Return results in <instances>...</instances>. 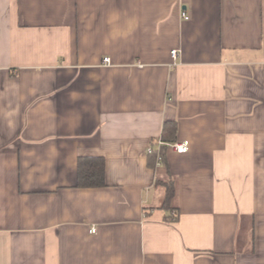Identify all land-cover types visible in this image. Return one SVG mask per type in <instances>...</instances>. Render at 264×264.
Wrapping results in <instances>:
<instances>
[{
    "label": "crops",
    "instance_id": "obj_1",
    "mask_svg": "<svg viewBox=\"0 0 264 264\" xmlns=\"http://www.w3.org/2000/svg\"><path fill=\"white\" fill-rule=\"evenodd\" d=\"M0 264H264V0H0Z\"/></svg>",
    "mask_w": 264,
    "mask_h": 264
},
{
    "label": "trees",
    "instance_id": "obj_2",
    "mask_svg": "<svg viewBox=\"0 0 264 264\" xmlns=\"http://www.w3.org/2000/svg\"><path fill=\"white\" fill-rule=\"evenodd\" d=\"M176 133V124L167 122L163 125V133L158 149L152 148L148 153V159L154 164H164L166 144L173 142ZM165 189L163 208H170V200L174 195V185L171 180L168 182L157 181ZM104 161L100 158H81L77 164V186L80 188L104 186Z\"/></svg>",
    "mask_w": 264,
    "mask_h": 264
},
{
    "label": "built area",
    "instance_id": "obj_3",
    "mask_svg": "<svg viewBox=\"0 0 264 264\" xmlns=\"http://www.w3.org/2000/svg\"><path fill=\"white\" fill-rule=\"evenodd\" d=\"M183 19L187 20L188 17L185 15V13L182 14ZM177 55V51H172L171 52V56L174 58ZM104 62H108V59H104ZM161 143L159 142L158 145H160ZM166 147L168 150L177 153V154H185L187 153L188 149H189V143L188 141H175L172 143H168L166 144ZM152 150V148H148V153H150ZM95 230H92V232H94Z\"/></svg>",
    "mask_w": 264,
    "mask_h": 264
}]
</instances>
